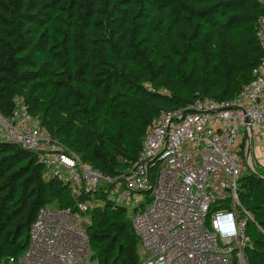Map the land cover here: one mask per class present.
<instances>
[{
	"label": "trees",
	"instance_id": "obj_1",
	"mask_svg": "<svg viewBox=\"0 0 264 264\" xmlns=\"http://www.w3.org/2000/svg\"><path fill=\"white\" fill-rule=\"evenodd\" d=\"M258 0H0V113L21 99L52 139L106 176L137 161L161 111L234 99L263 57ZM239 200L248 264H264V169ZM36 154L0 140V264L27 251L44 207L74 209ZM94 264H140L130 214L88 212Z\"/></svg>",
	"mask_w": 264,
	"mask_h": 264
},
{
	"label": "built area",
	"instance_id": "obj_2",
	"mask_svg": "<svg viewBox=\"0 0 264 264\" xmlns=\"http://www.w3.org/2000/svg\"><path fill=\"white\" fill-rule=\"evenodd\" d=\"M256 38L263 57L234 99L203 98L184 110L161 111L137 161L117 176L102 174L52 139L21 99L10 117L0 113V140L36 154L76 199L74 209H40L26 253L10 264H94L88 212L107 204L129 212L146 255L140 264H248L251 216L239 188L247 170L264 167L253 162L251 149L264 133V14Z\"/></svg>",
	"mask_w": 264,
	"mask_h": 264
},
{
	"label": "rangeland",
	"instance_id": "obj_3",
	"mask_svg": "<svg viewBox=\"0 0 264 264\" xmlns=\"http://www.w3.org/2000/svg\"><path fill=\"white\" fill-rule=\"evenodd\" d=\"M261 140H262V138H260ZM258 142H253V144L251 145V149H254V150H259V149H261V153L264 155V145H262V143H258ZM257 146H258V148H257ZM253 155V162L254 163H256L257 164V166H259V165H261L262 166V164L259 162V160L257 159V157H256V155H255V152H254V154H252ZM259 169H264V167H260V168H257V170H259Z\"/></svg>",
	"mask_w": 264,
	"mask_h": 264
},
{
	"label": "crops",
	"instance_id": "obj_4",
	"mask_svg": "<svg viewBox=\"0 0 264 264\" xmlns=\"http://www.w3.org/2000/svg\"><path fill=\"white\" fill-rule=\"evenodd\" d=\"M262 136L264 137V133L262 134ZM262 137V138H263ZM257 139H259V136H257ZM259 143V142H258ZM257 143V144H258ZM260 143H262V145H264V138L260 141ZM259 145V144H258ZM260 146V145H259ZM261 147V146H260ZM258 148V146H257ZM255 155L257 157V159L259 160V162L264 166V155L261 153V149L259 150H255Z\"/></svg>",
	"mask_w": 264,
	"mask_h": 264
},
{
	"label": "water",
	"instance_id": "obj_5",
	"mask_svg": "<svg viewBox=\"0 0 264 264\" xmlns=\"http://www.w3.org/2000/svg\"><path fill=\"white\" fill-rule=\"evenodd\" d=\"M14 145V144H13Z\"/></svg>",
	"mask_w": 264,
	"mask_h": 264
}]
</instances>
